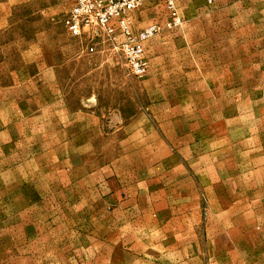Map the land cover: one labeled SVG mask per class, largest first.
Instances as JSON below:
<instances>
[{"label":"rangeland","instance_id":"obj_1","mask_svg":"<svg viewBox=\"0 0 264 264\" xmlns=\"http://www.w3.org/2000/svg\"><path fill=\"white\" fill-rule=\"evenodd\" d=\"M174 3L134 14L135 78L71 0H0V264H75L115 217L138 264H264V0Z\"/></svg>","mask_w":264,"mask_h":264},{"label":"built area","instance_id":"obj_2","mask_svg":"<svg viewBox=\"0 0 264 264\" xmlns=\"http://www.w3.org/2000/svg\"><path fill=\"white\" fill-rule=\"evenodd\" d=\"M166 3L173 19L179 21L174 0ZM141 5L142 0H71L64 26L71 37L87 42L88 54L99 49L114 52L131 76L143 78L149 69L144 44L160 29L155 24L133 29L134 14Z\"/></svg>","mask_w":264,"mask_h":264},{"label":"crops","instance_id":"obj_3","mask_svg":"<svg viewBox=\"0 0 264 264\" xmlns=\"http://www.w3.org/2000/svg\"><path fill=\"white\" fill-rule=\"evenodd\" d=\"M118 188H120V186ZM112 191H115V193L110 195L106 201L103 200V203L107 202L108 206H117V208H120L123 194L120 189H113ZM73 200H75V198H73ZM73 200L71 203L76 205L77 202H73ZM112 221L115 230L113 231L110 228L107 231L104 230L101 235H99L98 240H95L94 237L85 236L84 234L75 238L78 241H75L73 238V249L79 251V254H77L78 259L75 261V264H93L89 262V258L86 257V254H88L89 249L99 246H101L102 250L101 259H98L94 264H138L134 258V254L136 253V250H134L135 244L131 245L128 241L131 237L135 240L137 239L135 233L125 230L122 232V227L119 226L121 220L118 217L113 218Z\"/></svg>","mask_w":264,"mask_h":264}]
</instances>
